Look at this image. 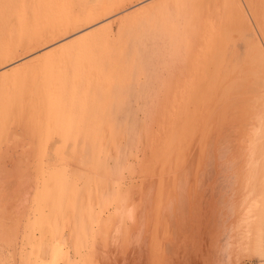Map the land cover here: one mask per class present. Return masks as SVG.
<instances>
[{
  "label": "rangeland",
  "instance_id": "374dc122",
  "mask_svg": "<svg viewBox=\"0 0 264 264\" xmlns=\"http://www.w3.org/2000/svg\"><path fill=\"white\" fill-rule=\"evenodd\" d=\"M43 1L0 0V62L17 55L27 56L13 65L20 68L16 73H10L11 68L3 69L1 72L9 73L7 77L0 78V165L6 176L0 180V264H86L93 235L97 233L100 237L105 229L109 230L111 221L120 216L116 211L122 199H126L130 206L133 204L135 211L127 218L122 213L123 228L130 234L128 238L126 233L128 242L125 240L122 245H125L126 250L123 251L127 253L123 252L125 256L119 258V264H171L173 240L170 237L174 239V228L173 217L170 220V216H173L175 183H171L174 175H171L170 155L177 144L174 140L185 131L186 115L185 81L180 77L183 73L179 75L183 60L177 57L181 62L175 64L176 67L180 65L176 69L178 71L173 70L172 64L177 62L174 60L176 54H184V46L178 45V39L183 36L188 17L201 6L213 5L214 8L219 0H153L134 7L108 23L65 40L72 54L66 49L68 56L59 62L57 68L54 64L45 73L39 72L36 62L29 60L44 55L48 49L30 56L33 51L29 50L41 43L26 44V38L39 29H34V22L40 25L49 19L40 12V16L32 17ZM35 4L37 6L33 10ZM108 24L111 26L109 35L96 40L92 36L93 41H86L90 36L80 39ZM161 31L165 34L158 39ZM40 36L44 38L43 43L49 40L45 35ZM78 39L79 43L82 40V48L76 43ZM60 50L47 53L38 61L39 64L59 56ZM92 60L105 61V68L110 63L111 68L93 76L98 79L91 78L85 87L78 84V78H72L66 85L59 84L60 88L69 91L76 84L80 93L86 88L90 104L106 105L113 110L115 106L116 109H125L126 103L131 101L133 110L139 109L135 113L136 121L131 119L135 117L133 113H130L131 118L121 115L124 119H120L119 126L126 125V131L95 133L88 149L62 148L56 152V148L40 145L43 134L40 136L38 133L39 130L42 133L39 117L44 115L48 106L53 111L58 110L60 100L51 99L47 105L48 101L31 97V88L19 91L14 77L31 74L38 81L42 75H51L57 70L64 71V74L67 71L71 77L72 69L87 67ZM41 80L40 83L45 82V79ZM127 92L133 95L131 100L127 97L129 94L125 96L127 98L123 97ZM122 102L124 107L120 105ZM178 146L174 148L178 149ZM7 151H25L26 159L13 165ZM170 183L174 186L170 187ZM181 185L184 183L179 185L180 193L184 190ZM132 218L136 219L133 221ZM135 233L139 239L136 242ZM131 237L135 240L131 241ZM56 244L60 247L54 253ZM244 263L264 264V259L255 256L231 264Z\"/></svg>",
  "mask_w": 264,
  "mask_h": 264
},
{
  "label": "bare ground",
  "instance_id": "6f19581e",
  "mask_svg": "<svg viewBox=\"0 0 264 264\" xmlns=\"http://www.w3.org/2000/svg\"><path fill=\"white\" fill-rule=\"evenodd\" d=\"M150 1L153 0H45L40 11L37 9L32 17L34 19L42 13V16L49 19L42 21L40 25L34 22V29H39L26 38V44H41L29 50L33 51L29 55L47 49L44 55L56 49L61 50L59 56H53L42 65L38 61L44 55L35 56L29 61L36 62L35 67L39 68V72L45 73L54 64L57 68L59 62L68 56L65 50L71 52L65 45V40L91 31ZM36 6L37 4L33 6V10ZM206 6L196 9L188 17L183 36L178 39V45L184 46V54H181L183 58L179 53L174 56L176 61L183 60V65H179L182 70H179V75H184L180 77L185 81L186 87V115L185 122L183 119L185 131L181 134L183 139H179L182 137L179 135L174 140L177 144L172 143L176 148L182 144L184 145L181 147H184L178 146L175 149L173 146L174 151L172 149L170 155V171L174 175L171 176L174 181L171 183H175L174 194L172 192L173 216H170V220L173 217L174 228V239L170 237L174 243L171 264H231L255 256L264 259V0H219L214 8L213 5ZM110 27L108 24L100 31L92 35L86 34L85 38L80 39L85 40L90 36L86 41H93L94 37L96 40L109 35ZM158 34V39H162L165 31ZM37 35H45L49 40L43 43L44 38L40 36L37 39ZM92 36L94 37L91 39ZM80 43L82 48L84 45ZM74 49L77 48L71 50ZM20 56L0 62V78L7 77L9 73L1 72L3 69L11 68L10 73H16L20 69L13 66L18 59L27 57ZM97 61L99 60H92L89 66L80 70L72 69L71 77H68L67 71L64 74L60 70L51 75H42L46 76L43 77V83H40L42 77L37 81L31 74L14 77L19 91L31 88V97L48 101L47 105L51 99L57 102L60 100L58 110L53 111L48 106L44 115L39 117L42 133L40 130L38 133L40 136L43 134L40 145L56 148V152L62 148L88 149L95 133L126 131V125L119 126L120 119H124L121 115L130 117V113H133L135 116L139 110L138 107L133 110L131 101L126 103L128 106L125 104L128 100L124 102L125 109H116L115 106L113 110L112 107L107 108L106 103L105 107L96 106L92 102L90 104L86 88L81 93L77 91L76 87L79 86L76 84L69 91L60 88L59 84L66 85L72 78H78V84L85 87L91 78L98 79L93 76L111 68L109 62V66L106 64L105 68V61ZM180 63H173V70L179 67L175 64ZM160 65L159 63L158 66ZM77 66L78 64L75 65ZM165 71L168 72L167 69ZM30 78H33L32 81ZM159 87L162 88V85ZM128 92L123 97L130 93ZM152 92L154 93L153 90ZM132 96L129 94L127 97L131 100ZM122 104L123 102L120 105L123 106ZM135 118L136 116H132L131 119ZM170 146L171 149L172 145ZM12 152L14 153H6L13 165L26 159L27 152L18 151L15 155ZM4 174L3 166L0 165V180L6 177ZM175 179L184 183V186L181 185L184 188L181 191L184 192L183 195L179 192L180 183ZM171 183L170 187L174 186ZM121 201L122 204L116 211V215L120 216L111 221L109 230L105 229L100 237L97 233L93 235L86 264H119V258L127 253L123 251L126 247L122 244H125L126 233L128 237L130 231L123 228L122 213L126 218L131 217L135 207H132L133 204L128 205L126 199ZM135 219L132 218L133 221ZM136 233V240L131 237V241L139 240ZM59 245L54 246V253L59 251Z\"/></svg>",
  "mask_w": 264,
  "mask_h": 264
}]
</instances>
